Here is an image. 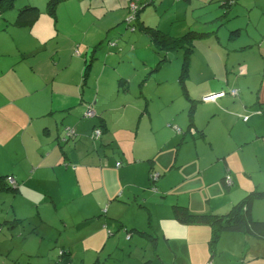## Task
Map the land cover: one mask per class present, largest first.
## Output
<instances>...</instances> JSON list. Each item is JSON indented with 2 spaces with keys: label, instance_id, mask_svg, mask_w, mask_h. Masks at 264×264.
Masks as SVG:
<instances>
[{
  "label": "crops",
  "instance_id": "obj_1",
  "mask_svg": "<svg viewBox=\"0 0 264 264\" xmlns=\"http://www.w3.org/2000/svg\"><path fill=\"white\" fill-rule=\"evenodd\" d=\"M47 1L19 0L21 5L16 9L17 12L12 11L13 6L12 10L0 14V63H4L0 64V177L9 176L19 184L16 197L21 199L16 200L15 196H11L12 205L18 201V204L31 206L35 201L36 206L42 205L45 212L54 213L49 215L48 221L37 213L38 222L29 223V230L25 219L15 217L22 220L14 235L23 244L19 246L22 255L41 256V250L45 251V245L42 244L46 243V259L51 260V264H55L53 259L61 250L69 254L68 264H72L74 259L80 264H118L115 253L124 252V248L115 243L108 244L115 238L116 231L127 227L109 210L111 208V212H114L113 206L124 208L128 202L137 201L139 190L145 193L149 189V170L158 172L160 178L156 182L157 191L148 190L150 194L145 198L147 204L156 201L154 197L158 194L165 196L172 186L167 185L166 179L170 180L169 175L172 173L186 181L197 178L193 175H203L211 169L214 174H219L221 181L229 174L232 187L226 190L228 193L224 192L225 198L221 204V209L226 210L224 212L252 189H264V117L252 114L264 109V71L262 74L253 72V79H247L254 65L253 60L257 61L256 65L262 66L259 56L264 60V33L261 34L259 45L251 48L247 45L240 49L238 62L241 64L237 63L231 70L238 77H245L244 80L232 78V81H228L226 78V85H221L219 81L213 85L216 88L209 84L215 70L211 69L209 55H205L214 44L207 42L206 37L194 43L193 54L200 47L203 51L200 61L196 63H192V54L188 80L198 64L205 67L202 77L196 79V83L190 82L196 87L194 96L201 99L215 90L233 88L239 89V98L237 103L230 97V100L221 98V107L200 106V100L191 98L187 80L188 99L183 97L182 92L179 93L187 102V114L189 100L195 101V129L188 128L186 114L187 123L183 131V126L180 130L165 126L171 121L165 116L162 117L163 123L158 122L154 113L150 112L149 100L145 99L142 89L146 83L144 80L157 73L150 72L156 66L158 56L141 34L145 39L140 42L124 40L128 34L123 35L126 30L122 28V22L130 0H64L57 6L56 21L45 12ZM144 1L143 10L151 5L149 0ZM201 1L204 0H154L153 14L146 11L145 19L141 16L140 19L145 25L156 27L171 37H179L183 32L194 31L192 26H185L183 18L187 11L197 10ZM209 1L211 4L221 0ZM234 5L236 3L227 5L225 9L229 11ZM253 5L257 11L262 10L256 1ZM24 6L38 8L42 13L39 20L29 28L12 26L18 11ZM171 7L175 8V13L163 18ZM151 17H156L157 24L147 22V18ZM168 19L169 22L164 23ZM173 24L178 25L181 31L170 30ZM199 32L210 33L209 40L212 39V33H216L206 29ZM109 36H120V41H125L117 45L119 55H116L115 50L112 55L107 52V57L110 56L112 60V68L120 66L122 59L119 56L128 47L135 53L139 47L149 57H138L136 53L134 61L128 60L123 74L114 77L116 85L113 89H108L106 81L101 82L102 72L97 76L92 73L98 54L107 48L102 41ZM141 42L146 45L140 47ZM205 46L209 49L204 50ZM93 48L94 60L83 86L85 61ZM255 48L260 54L252 60L256 55L250 52ZM5 59H9V63ZM132 67L145 69L143 73H146L144 80L138 81L140 86L135 91H130ZM179 72L166 77L170 81L176 80L178 85ZM157 77L155 84L167 80L166 77ZM119 80H122L121 86H118ZM202 84L206 85L196 92ZM101 86H104L103 89ZM86 104L92 105L95 118L84 117ZM242 109L249 110V119L244 122L237 117L235 121V112L241 113ZM204 112L207 113L205 119ZM249 112L241 114L247 115ZM97 126H102L103 132L94 141L90 136ZM65 128L74 133L67 141L62 140ZM196 143L209 149L211 156L199 157ZM186 145H192L193 149L187 150ZM230 157H234L235 162ZM202 159L205 165L199 166ZM116 163L120 164L118 169H115ZM79 203L82 204L80 209ZM104 206L105 218L99 219L100 214L95 216V213H90L72 226L63 222L60 214L74 211L77 216L83 209L91 212L98 209L96 212L101 213ZM172 209L173 206L171 212ZM252 215L264 220V200L253 204ZM163 217L170 219L171 214L167 213ZM131 222L135 223L133 220ZM139 226L135 225L130 232L149 241L145 238V235H151L153 228L149 216L144 228L150 231H141ZM106 230L111 232L107 234ZM38 236L41 237V243L36 251H32L33 247L29 243H36ZM153 236L156 239L153 246L156 247L158 239ZM44 237L46 240H43ZM128 240H132V237L129 236ZM5 249L11 250L8 247Z\"/></svg>",
  "mask_w": 264,
  "mask_h": 264
},
{
  "label": "rangeland",
  "instance_id": "obj_2",
  "mask_svg": "<svg viewBox=\"0 0 264 264\" xmlns=\"http://www.w3.org/2000/svg\"><path fill=\"white\" fill-rule=\"evenodd\" d=\"M226 1L230 0H221L220 2L216 1L211 4L209 0L201 1V4H198L200 7L197 8V10L193 12H191L190 10L187 11L183 18L186 24L185 26H192V29L194 31L199 32L205 31L206 29L210 31L214 30L216 32L215 35L214 33L212 34V39L209 40V36L206 37L208 39L207 42L213 43L214 45L212 49L205 52V55H209V59H211L212 61V64L210 65L211 69L216 71H214L213 76H210L211 80L209 84L211 83L210 86H212L213 88H216L213 85L217 84L219 81L221 82V85L225 86L226 84L224 82H226V78L228 81H232V78H235L239 81L244 80L245 77H238L236 72H233L231 70L237 63L241 64V62H238L239 57H241L240 49L247 45H249L250 48L253 45H259L261 34L264 33V0H231L234 1L236 5H234L232 9L230 8L231 10L229 9V11L225 8H220V5L224 4ZM254 1L257 2L258 6H260L262 10H256L255 6L253 5ZM20 5L21 4H19V0H17L14 3L15 7L12 11L17 12L16 9ZM132 11H138V8L134 6L132 8ZM146 11L148 14H153V5L146 7V9L142 10L139 13L143 20L146 17ZM175 11V8H169V10L167 11L168 14H166L163 18L169 17L170 15L174 14ZM248 18H250V23H248ZM170 19L166 20L164 23H168ZM147 22L149 24L155 25L157 24L156 22H158V20L156 19V17H151L147 18ZM165 26L168 27L167 24H165ZM170 30L176 32L181 31L178 25L175 24H173ZM235 30H240L238 38L237 36H233V34H230V32ZM186 32L183 33L185 34ZM125 34H128L126 38H124V40L126 41L128 39H131L138 40L140 42L142 39H145L140 35L138 31H136L135 33L125 31L123 35ZM182 34H179L178 36ZM109 37H117V40L119 42L118 45L125 43V41H120V36ZM251 39L253 40V42H251ZM140 45V47H142L146 44L141 42ZM197 47H199V45ZM200 48H198V51H195V53L193 54L191 58L192 63L200 61L202 57V49ZM207 49H209V47L205 46L204 50ZM108 51L109 50L106 48L104 52L98 54V59L95 61V64L92 67V73L94 76H97L102 72L101 82L104 83V81H106L108 89H113L115 87V76L123 74L122 71L125 69L127 61H134L133 59L136 58V53H138V57H144L146 59L149 58L144 54V52H141L139 47L136 50V53L132 50H129L128 47L126 51L119 56L122 59L120 61V66L114 69L111 66V57H107ZM115 53L116 55H119V51L115 50ZM250 53L256 55V57L252 58V60L258 58L257 56L258 54H260V52L256 48L251 50ZM181 56V52H168L166 54L168 62L163 67L165 69L161 68L155 75L152 74V76L155 77L150 76L146 80H144V77H146V73H143L145 69L132 67L131 69L133 71V76L132 82L130 84V91H135L137 86H140L138 81L142 82L144 80L146 83L143 82L145 83V85L144 89L142 90L144 92L145 99L149 100L150 112L154 113L156 120L160 123H163L162 117L165 116L166 119H171V121H168V124H165V126L170 125L172 126L171 129L178 128L179 130L181 126H183L184 131L187 123V102H185V100L180 96V90L178 88L177 81H170V79L167 78L171 75L178 74ZM259 57L262 62V66H259V64L256 65L257 61L253 60L254 65L253 68L248 72L249 78L247 79H253V77H251V74L253 72L262 74V72L264 71V60L261 58V56ZM5 62L9 63V59H5ZM244 68L246 71V66ZM204 72L205 67H200V65L198 64L196 69H193L191 71V78L187 82L188 91L192 95V97L191 95L190 97L194 100L199 101L200 99H198L197 96H194V88L196 87H194L192 83H196V79L201 78V75L204 74ZM157 76H167L166 82L155 84L156 80L158 79ZM259 79L257 80V82L259 81ZM191 81L192 83H190ZM204 85L206 84L200 85L199 90H197L196 92L200 91ZM103 87L104 86H101V89H103ZM217 92L218 91L215 90L211 94ZM127 97L129 98V96ZM238 98L239 96L233 98L235 103H237ZM221 100L222 99L220 98L215 102L207 104L201 103L200 106L206 107L215 105L217 107H221V104L219 105V102H221ZM223 100H230V98L227 96ZM243 112L247 113L249 112V110L246 109L245 111V109H242L241 113ZM241 113L235 112V121L237 120V117L240 120L243 116H250V112L247 115H243ZM206 117L207 113L204 112V119ZM173 133L176 134L175 131H173ZM196 144L199 157L204 158L205 156H211L209 149H207L201 143ZM185 148H188L187 150L193 149L192 145H186ZM231 159H233V161L235 162L234 157H230V160ZM204 165V159L200 160L199 166ZM218 175V173L214 174L211 169L203 173V175H193L197 178L186 181L175 174L173 175L172 173L169 175L170 180L166 179L167 185L172 186L168 190V192L164 194L165 196H161L160 194H158L156 197H154L156 201H152L147 204L145 202V198L150 194L149 191H151L152 189H148L149 191L146 189L145 193H142V191L139 190L137 201L132 203L128 202L127 206L124 208H122L120 205L113 206L114 212H111L110 208L109 213L115 215L116 218L119 221L124 222L127 227V229L123 228L119 229V231H116L114 234L115 238L112 239L108 244L110 245L115 243L118 244L119 247L124 248V252L118 251L115 253L118 257V264H264L263 241L251 239L240 234L223 233L219 237L215 246L211 247L210 244L208 245V241L209 239H211V233H209L208 227L180 225L173 218L171 206L174 205L187 207L189 212L193 215L224 214V211L226 210L221 209V204L225 198L224 192H228H226V189L222 185L220 178H218ZM10 180L9 184H12ZM7 194L8 195L0 194V264H51L52 261L46 259L48 258V247H46V243L42 244L45 245V251L41 250V256L37 254H35V256H27L28 254L22 255V252H20L21 248H19V246L23 244L16 237H14V235L17 233V230L8 228L10 226L8 221L14 219L12 211L14 210L17 217H21L26 220L25 225L27 227H25L27 228V230H29V223L38 222V220L36 219L38 217L36 216L37 213V215H39L41 218H46V220L48 221L49 215L52 216V214H54L53 211H48L49 214H47L48 212H45L42 205L36 206L37 202L35 201H33L34 204L31 206H24L23 203L18 204L17 201V204L15 202L13 204V207L11 208L10 205L13 200V196L9 193ZM15 199L19 200L21 198L17 196ZM35 199L39 200L36 197ZM166 202H168V209L166 208ZM81 207L82 204L79 203V209ZM93 208H95V206H93ZM105 208V206L101 208V213L96 212L98 211V209L95 212L84 211L83 209L82 212H79L81 214H77V216L74 211H70L68 213L67 211H65L60 214L62 216V219H64L63 222L67 223L68 226H72L74 223L80 222L82 218L86 217V215L90 213H95V216H98L100 214L101 216L99 217V219L103 217L105 218ZM5 213L7 214V216H5ZM167 213L169 215L171 214L170 219H165V217H163ZM148 216L150 218V221L153 223L151 235H155L158 239L156 247L153 246L152 242L146 241V239H141L137 235H133V233L130 232L135 225H140L139 229L141 231H150V229L146 230L144 228ZM4 219H6L7 222L4 223ZM33 219L35 220L33 221ZM131 220L135 221V223L131 222ZM10 231L12 233L8 234ZM110 232L111 230H106L107 234ZM84 234L85 233H83L82 235L83 237ZM52 236H54V234H52ZM127 236L128 238L129 236L130 238L132 237V240H126ZM44 239L46 240V237H44L43 240ZM40 240L41 237L38 236L35 239L36 243H29V245L33 247L32 251H36L38 249V246L41 243L39 242ZM63 240L64 238H62V241ZM7 247L11 250L5 249ZM128 255L130 256V258H128ZM212 255L214 256V258L212 261H209ZM77 261V259H74L72 264H80V262ZM102 263L104 262L102 261ZM85 264L90 263L85 262Z\"/></svg>",
  "mask_w": 264,
  "mask_h": 264
},
{
  "label": "trees",
  "instance_id": "obj_3",
  "mask_svg": "<svg viewBox=\"0 0 264 264\" xmlns=\"http://www.w3.org/2000/svg\"><path fill=\"white\" fill-rule=\"evenodd\" d=\"M16 0H0V14L6 13L13 9L14 3ZM64 0H48L45 6V12L46 14L53 19V21H56V10L57 6L63 2ZM154 0H149V3L153 5ZM235 3L234 1H226L224 4L221 5L222 8H226L227 5H232ZM131 5H134L136 8H138V11H132ZM145 6L144 0H130L127 5V14L122 22V28L126 31L135 33L138 31L141 35H143L148 42L153 47V50L155 54L158 56V62L156 66L152 69L150 73H155L159 71L165 63L168 62L166 58V54L172 53V52H181V67L180 72L178 76V86L180 89V92H182V95L185 99H188V95L186 92V81L189 77V66H190V58L193 54V45L196 41L202 40L204 37H208L210 33L205 32H197V31H189L183 34L179 37H171L168 34L163 33L156 27H150L148 25H145L144 22L140 19V12L143 10ZM228 8V7H227ZM41 12L38 8L32 7V6H24L22 7L16 16V19L11 24L14 27L17 28H29L33 26L40 18ZM240 33L239 30H235L230 32V34H233V36H238ZM213 34V33H212ZM115 39V40H114ZM232 40V39H231ZM104 46H106L110 52L109 55H112V51L116 50L118 45L117 37L107 38L105 37L102 41ZM95 48H93L88 56V59L85 61L84 69H83V81L82 85H84V82L86 81V77L88 76V72L91 68L92 61L94 60V57L92 54H94ZM90 57V58H89ZM244 74V73H241ZM122 80L118 81V86H121ZM233 90V88L228 90H222L226 91V96L230 98H236L239 96L232 97L229 94V91ZM238 91V90H237ZM220 92V91H218ZM205 96V95H204ZM202 96V98L204 97ZM222 97V98H224ZM202 98L200 99V102L202 103H211V102H203ZM190 106L188 109V128L189 129H195L194 128V109L196 108L195 101L189 100ZM88 111H93L96 117V113L92 107L91 104H86V109L84 111V117H86V113ZM254 115L263 116L264 117V109H259L257 111L252 112ZM248 115V119H249ZM92 119V118H89ZM247 119V120H248ZM246 120V121H247ZM245 121V122H246ZM96 129L100 131V136L103 132L102 126H97ZM69 128H65L64 130V137L63 141H67L68 138H72V136L67 135ZM93 132L91 134V139H93ZM100 138V137H99ZM96 141V140H94ZM120 167L119 163H116L115 169H118ZM230 180V183L227 184L226 180ZM160 178V174L154 170H149L148 172V179H149V189H152L157 191L156 182ZM13 180V184H9V180ZM222 185L225 187L226 190H229L231 188L232 180L229 174H227L221 181ZM2 193H9L13 197L16 196V194L19 193V184L16 180L13 178H10L9 176L0 177V194ZM264 200V189H258L254 188L251 191H249L246 195H244L239 201L234 203L227 212L224 214H207V215H193L189 212L188 208L185 206H179L174 205L172 209V215L173 218L177 223L180 225H186V226H193V227H208L210 228L211 233V239L208 241V245L210 244L211 247H214L217 243L219 237L223 233H232V234H240L247 236L249 238H253L256 240H260L264 242V220H259L253 217L252 215V209L253 204L257 201ZM11 208L13 205H10ZM13 211V217L14 219L11 221H8L10 226L9 229L16 230L19 224H21L22 220L15 218L16 213ZM5 216L7 214L5 213ZM4 223L7 222L6 219L3 221ZM1 230V229H0ZM2 232V231H1ZM10 231L8 234H11ZM145 238L149 239L152 244H155V237L153 235H145ZM128 239V236H127ZM214 254V251H213ZM214 256L212 255L209 259V261H212ZM55 264H68L69 254L64 253L62 250L58 251V256L53 259ZM211 263V262H209Z\"/></svg>",
  "mask_w": 264,
  "mask_h": 264
},
{
  "label": "built area",
  "instance_id": "obj_4",
  "mask_svg": "<svg viewBox=\"0 0 264 264\" xmlns=\"http://www.w3.org/2000/svg\"><path fill=\"white\" fill-rule=\"evenodd\" d=\"M130 7L133 8L134 5H131ZM229 94H230L232 97H235V96H237L238 91H237L236 89H233V90H230V91H229ZM225 95H226V91H220V92L213 93V94L210 93V94L205 95V96L202 98V101H203V102H215L216 100H218V99L224 97ZM85 115H86V117H88V118H93V117L95 116V114H94L93 111H88ZM247 119H248V115L242 117V120H243L244 122H245ZM67 135L72 136V135H74V133H73L71 130H68ZM92 137H93L94 140H98L99 137H100V131H99L98 129L95 128V129L93 130V136H92ZM10 182H11L12 184L14 183L13 180H10ZM226 182H227V184L230 183V180L228 179V177H227Z\"/></svg>",
  "mask_w": 264,
  "mask_h": 264
}]
</instances>
